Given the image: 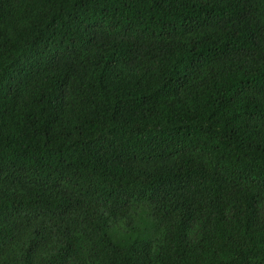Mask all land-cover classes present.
Listing matches in <instances>:
<instances>
[{
	"label": "trees",
	"instance_id": "obj_1",
	"mask_svg": "<svg viewBox=\"0 0 264 264\" xmlns=\"http://www.w3.org/2000/svg\"><path fill=\"white\" fill-rule=\"evenodd\" d=\"M0 264H264V0H0Z\"/></svg>",
	"mask_w": 264,
	"mask_h": 264
}]
</instances>
